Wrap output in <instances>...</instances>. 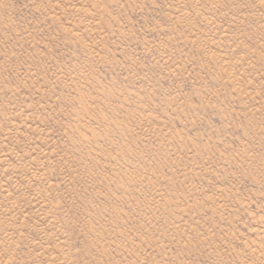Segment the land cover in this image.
Segmentation results:
<instances>
[{
  "label": "rangeland",
  "instance_id": "rangeland-1",
  "mask_svg": "<svg viewBox=\"0 0 264 264\" xmlns=\"http://www.w3.org/2000/svg\"><path fill=\"white\" fill-rule=\"evenodd\" d=\"M0 264H264V0H0Z\"/></svg>",
  "mask_w": 264,
  "mask_h": 264
}]
</instances>
